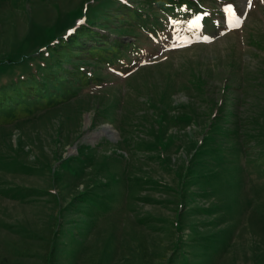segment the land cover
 Wrapping results in <instances>:
<instances>
[{"label": "rangeland", "instance_id": "1", "mask_svg": "<svg viewBox=\"0 0 264 264\" xmlns=\"http://www.w3.org/2000/svg\"><path fill=\"white\" fill-rule=\"evenodd\" d=\"M194 1L101 70L50 48L129 1L0 0L1 88L94 76L0 119V259L264 264V0Z\"/></svg>", "mask_w": 264, "mask_h": 264}, {"label": "trees", "instance_id": "2", "mask_svg": "<svg viewBox=\"0 0 264 264\" xmlns=\"http://www.w3.org/2000/svg\"><path fill=\"white\" fill-rule=\"evenodd\" d=\"M129 3L116 5L119 10V19L126 22L132 32L130 34H116L108 27L89 24V29L83 28L74 33L59 47H51V52H59V62L67 59L68 63L81 65L70 61V57L64 55H82L85 59H92L103 65L101 70L108 66L126 69L130 63L125 62L127 58H134L140 54L137 42L140 41V33H158L157 31L166 26L168 17L187 18L191 11L183 9L184 6L192 7L194 0H127ZM135 37V40H129ZM57 46V45H56ZM61 46L63 48L61 49ZM136 53V54H134ZM76 59V58H74ZM85 70H71L63 67L47 69L43 74V82L30 79L27 85H16L11 82L8 87L0 86V119L2 123H10L29 113L28 107L35 101L43 99L47 107L57 105V93L59 89L67 92L72 87L82 88L93 84V77ZM45 74V75H44ZM0 264H7L6 257L0 259Z\"/></svg>", "mask_w": 264, "mask_h": 264}, {"label": "snow or ice", "instance_id": "3", "mask_svg": "<svg viewBox=\"0 0 264 264\" xmlns=\"http://www.w3.org/2000/svg\"><path fill=\"white\" fill-rule=\"evenodd\" d=\"M248 4H249V6H251V0H248ZM237 19H238V21H239V18H237ZM240 22H242V21H240ZM240 22H238V23L236 24L237 27L240 26ZM206 39H207V38H206Z\"/></svg>", "mask_w": 264, "mask_h": 264}]
</instances>
